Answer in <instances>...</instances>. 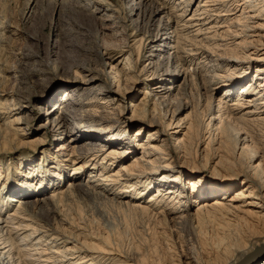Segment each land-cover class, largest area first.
<instances>
[{
  "label": "bare ground",
  "instance_id": "1",
  "mask_svg": "<svg viewBox=\"0 0 264 264\" xmlns=\"http://www.w3.org/2000/svg\"><path fill=\"white\" fill-rule=\"evenodd\" d=\"M47 1L56 9L60 0ZM67 1L93 18L91 1ZM125 1L128 21L118 25L119 15L109 17L129 38L123 69L108 75L102 68L122 54L95 48V66L67 70L66 83L34 113L26 110L47 94L56 54L17 70L25 86L9 105L3 87L10 70L1 54L10 20L0 14V255L15 264H39L36 254L46 264H169L164 256L124 253L118 231L93 237L81 230L79 200L72 213L66 197L84 191L116 202L124 222L138 220L152 242L172 247V237L179 239L183 261L177 264H264V0ZM35 56L26 52L22 60ZM140 85L144 96L126 117L123 94ZM40 114L45 134L69 140L70 159L26 142ZM234 186L241 188L226 198ZM12 201L18 207L6 217ZM40 206L43 213L36 214ZM52 220L61 231H52ZM40 229V239L52 236L56 244L66 232L80 241L36 252L29 238ZM187 231L197 238L188 250Z\"/></svg>",
  "mask_w": 264,
  "mask_h": 264
},
{
  "label": "rangeland",
  "instance_id": "2",
  "mask_svg": "<svg viewBox=\"0 0 264 264\" xmlns=\"http://www.w3.org/2000/svg\"><path fill=\"white\" fill-rule=\"evenodd\" d=\"M89 1H91L89 8L91 7L90 9L94 13L92 19H89V17L86 15L84 16L83 13L79 12L77 6L70 5L67 0H60L58 2L59 8L56 7V9H53L47 0H0V14L5 11L8 20H10V23L9 21L5 22V25L8 26L5 37L7 40L4 43V54H1L3 56V65L8 70H10L7 74L8 76L6 78V83L3 87V90L5 89L4 92L7 96L6 100L9 102V105L14 104L18 88H24L25 86V84L21 82V73H19L17 70L21 71L26 67H38V60H46L49 54L51 55L52 53L56 54V56H52L51 64L48 68L46 77L47 81L45 82L46 90L48 92H46L47 94H45L41 100L39 99L32 101L29 105L30 109L26 110L28 111L27 113H34L35 110H33V108L35 106L42 104L44 101H49L50 97L53 95V91H51L52 89L61 87L62 84L66 83L65 76L67 73L65 72H67V70H70V68L75 69V65L95 66V63L92 59V52L95 50V48L100 47L102 50L108 49V51L112 52L113 54H122V57H120L117 62L113 63L111 66L102 68L108 75H112V72H116L117 68L118 70L123 69V66L126 63L125 58L128 57L127 52H124L126 50L124 47L127 41L129 42V38H127V36L122 33L121 27L110 25L112 20H110L111 18L109 17L114 16L116 18L119 15L122 20L121 22H117L118 25L123 24V20L128 21L129 16H127V13L129 4L125 0H103L104 3L102 0H87L85 2L88 3ZM105 2L107 4L110 3V5H106ZM87 3L83 2V5H86ZM109 7L114 11H119V14L117 12H112V9L110 11L105 10L109 9ZM132 32V30L128 31L129 34ZM140 37L141 36L137 37L136 39L138 40ZM36 39L40 41H36ZM132 39L133 38H131V40ZM31 51L37 52L38 56L33 57L27 62L23 61L22 55ZM119 61L122 62L119 63ZM24 62L26 65H28H23ZM20 63H22V65H20ZM20 66L23 67L20 68ZM190 68H192V66ZM192 69H190L191 72ZM129 75L132 76L133 73H130ZM183 84V80H180L178 86L181 85L183 87ZM114 88V90H116V86ZM145 89L146 88L144 85H140L138 90L133 91L130 88L126 90L125 94H123V96H126L124 101H122V104H126V117H131L133 112L132 104H139L141 102ZM16 115L17 114L14 112L13 116L15 117ZM185 115V112L181 115H178V119L184 118ZM165 119H169V117L166 116ZM43 122H46L45 118H43V114L38 115L37 119L34 120L32 127H30L26 132V142L36 145L38 148L42 147L44 149H50L63 159H70L72 148L70 146L69 140H61L60 142H57L54 140L51 133L45 134V132L39 128ZM198 129L200 131V127ZM131 130L132 133H134L137 129L134 128ZM174 130L175 129H170V132L173 133ZM146 136L147 134L144 132L142 139H145ZM137 139L139 140V138ZM138 140H136V142ZM42 151L43 150L41 149L40 152ZM138 152L141 153V150ZM88 177L89 176L84 177L82 181L83 184L87 182ZM235 181L236 179L232 180L230 184L234 185ZM68 185L66 184V188ZM238 188L241 187H231L226 192V194H224V196L226 198H230L234 195ZM129 189L130 188H127V190ZM154 190L155 188L152 189V192L150 191L145 193V195H147L146 198H149ZM50 194L51 192L47 191L45 193V198H49ZM90 194L91 193L88 194L84 191L80 193L75 191L73 195L71 194L74 198L70 194L66 197L67 201L73 203L71 204L72 206L70 205L72 213H77V208L80 206V212L82 211L83 217V219L80 218L81 220H79L81 227L79 228L81 230H84L88 235L91 234L93 237H96L97 234L99 236L101 233L107 231H118L122 233L124 238L122 244V250L124 253L127 252L133 254L135 252H140L143 253V255L145 254L152 256V258H155V260L164 256L165 258L167 257L169 264L172 262V259H174V264H177L178 261H183V244L179 239L174 236L172 237V247L166 246L165 244L158 245L152 242L145 229L141 226L142 224H140L138 220H134L137 223L131 221L129 225L124 222L121 209L118 208V204L116 202H110L107 197H102L103 194ZM99 198H101V200ZM75 200H79V206H75L77 205ZM17 207L18 203L16 201H12L11 205L4 209V215L6 217L13 216ZM194 207H191V210H194ZM35 212L36 214H42L43 209H41L40 206ZM52 223V231H61V229L57 227L58 225L55 220H52ZM90 226H92L93 229ZM210 229L213 230V228L209 227L207 231L208 234L211 233ZM42 230L43 229L33 232L31 239L29 238V240H32L33 243H36V247L39 248L37 251L35 250L36 252L46 249L47 253L49 254L51 250L55 251L57 244H61L66 239L68 241L67 245L70 247L73 245V243H79L80 241L78 240L79 237L77 238L74 236V234H68L67 232L58 236L59 239L57 244L53 242L54 240L52 236L49 238L45 236L42 238V240L39 238L42 236L40 232ZM189 232L190 231H187V233L183 232L184 235L182 241H184V243L186 242L184 244L185 247L187 244L186 250L191 248V246L193 247L194 244L197 245V240H195L197 239L196 235L194 236V234L191 232L189 234ZM48 233L50 234L52 232L50 231ZM54 236H56V234H54ZM48 247L53 248L48 250ZM39 255L40 254H36L33 257L36 263L46 264L45 261H37V259L40 260ZM3 263L15 264L13 262L8 263V259H5V254H1L0 264ZM54 263L55 262H52V264ZM60 264L64 263L62 262ZM65 264H67V262Z\"/></svg>",
  "mask_w": 264,
  "mask_h": 264
}]
</instances>
